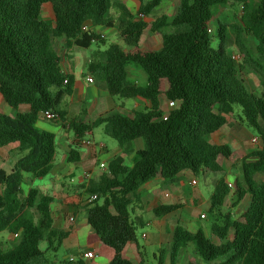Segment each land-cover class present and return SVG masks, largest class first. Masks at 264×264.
<instances>
[{"label": "trees", "instance_id": "16d2710c", "mask_svg": "<svg viewBox=\"0 0 264 264\" xmlns=\"http://www.w3.org/2000/svg\"><path fill=\"white\" fill-rule=\"evenodd\" d=\"M138 1L137 14L146 17L162 2ZM233 3L241 5L244 29L218 20L214 43L209 32L212 7ZM45 4L51 5V20L43 19ZM87 22L107 28L116 25L128 47L124 51L110 44L104 51H95L88 72L104 82L110 96L143 98L151 107L147 112L107 113L91 123L69 122L75 141L70 144L68 163L80 161L79 143L101 125L122 154L109 161L110 174H101L87 186L78 185V192L62 204L77 206L83 194L96 195L86 203L85 212L102 252L110 255L108 264H134L124 249L129 242H138L140 218L133 217L132 205L140 200V188L157 177L171 183L185 171L203 174L214 180L208 210L213 238L203 228L190 231L176 225L168 252L161 249L155 260L166 264L169 254V264H178L181 252L192 247L198 261L186 264H264V0H179L172 17L162 15L153 22L136 19L119 0H0V94L17 111L15 115L0 112V150L6 147L21 154L10 172L0 165V234L18 237L12 248L0 250V264H46L50 251L57 252L75 237L70 225H54V197L31 187L26 178H44L52 171L56 135L37 123L45 111L64 120L60 106L74 89L72 77L60 67L57 40L63 39L67 49L105 43L96 33L82 29ZM229 28L237 33L239 63L228 49ZM146 30L162 35L159 50L140 48ZM244 33L253 39L255 50L245 44ZM130 63L145 72L146 86L128 80ZM243 72L258 79L259 96L248 89ZM161 98L176 106L163 110ZM21 106L28 111L20 112ZM235 115L237 121L231 124L230 117ZM229 125L253 131L261 147L234 150L228 144L209 141ZM138 139L144 147L131 159L129 147ZM228 172L233 175L232 183L227 181ZM230 196L233 208L250 198L237 217L230 209L223 210ZM181 208L179 203H160L152 212L161 218ZM67 263L85 264L83 260Z\"/></svg>", "mask_w": 264, "mask_h": 264}, {"label": "rangeland", "instance_id": "374dc122", "mask_svg": "<svg viewBox=\"0 0 264 264\" xmlns=\"http://www.w3.org/2000/svg\"><path fill=\"white\" fill-rule=\"evenodd\" d=\"M130 7L133 6L137 0H123ZM148 1V0H145ZM179 0H162L159 7L153 10V12L149 15V19L158 18L164 14L171 16L174 13L175 7ZM257 1V0H255ZM212 12L214 14V18L211 23L212 28V37L213 42L216 43V39L214 38V33L217 30L218 24L217 21H221L225 24L229 25H237L241 30L244 29V23L242 20V8L238 3H233L222 7L220 5L212 7ZM43 19L49 20L53 18L52 9L50 4H45L43 6L42 12ZM171 30V28H170ZM148 31V30H147ZM168 31V30H167ZM229 35L231 37V41L228 43V49L230 54L232 55L234 61L236 63L240 62V58L238 55V48L236 46L237 42V33L229 28ZM245 44L252 50H255V43L253 39L247 34H243ZM119 44L122 47L125 46L124 43L120 40V38L115 37L113 35H109L106 39V42L103 44L101 42H94L90 49L87 50H78L79 55L82 57L84 54L87 56H91L94 51L101 50L104 51L110 44ZM127 47V46H126ZM143 50H151L145 45L140 46ZM129 68L136 67L142 73L144 71L140 66L134 63H130L128 65ZM242 78L245 80L246 86L249 90H257L259 86L258 79L254 74L242 73ZM256 95L258 93L254 92ZM100 97L106 95L103 91H100ZM116 102L125 101L122 98L114 97ZM89 104V103H88ZM87 103L85 106L90 109ZM24 108L27 106H23ZM126 108L131 109L130 102H126ZM235 111L240 113V108L238 106L235 107ZM0 112L5 114H15V110L8 106L6 102L3 100L0 94ZM141 112H147L142 110ZM118 113V112H117ZM95 119V114L88 117V120L92 121ZM237 121V116L230 117V123L233 124ZM223 133V134H222ZM253 135L255 133L249 129L235 130L230 125L226 126L220 132L213 134L209 137V141L211 143H228L233 148L238 147H251L252 149L261 147V141L258 144H255L252 141ZM59 134L56 137V141H58ZM70 138H73V133H70ZM86 140H88L92 144H106L108 146V150L110 154H113L119 145L117 141L107 136L104 133V126H98L94 128L91 132H88L86 135ZM60 141V140H59ZM141 143H144L142 139L139 140ZM62 142L60 141V144ZM80 146V145H79ZM83 155L88 154V147L82 146L79 149ZM99 151V150H98ZM62 151L58 149L57 154L55 156L54 165L58 164L61 161ZM99 160L91 161L87 165L83 163H67L66 167L70 171L66 177L58 176L53 171L44 178H35L32 179L29 184L31 187L39 188L41 191H46V194L57 197L58 200L63 198L66 194L69 195L73 192V186L79 184L80 180L85 175V170L88 167L93 168V172L98 173L100 171L99 164L101 161L105 160L106 157L101 153L98 155ZM21 157V154L18 152H12L8 148H2L0 151V165L7 171L10 172L15 162L18 158ZM227 170L229 171L230 165L226 164ZM101 176V175H100ZM196 180V184L192 183ZM214 181V180H213ZM212 179H206L203 174H199L194 176L190 172L182 173L177 180L174 182H163L161 178L157 177L153 181L143 185L140 190V200H137L132 205L134 208V213L139 214V217L142 218V225L137 224V240L141 246H146L147 252L144 257L145 264H158V260H155L153 254H156L159 258V254L161 253V249H166L168 252L169 243H164L162 245H157L153 243V237L157 233V230L161 227L165 233L166 230L170 232L176 225H181L187 230L194 231L200 226L206 232V234L212 237L211 234V225L213 222V218L209 215L208 209L211 206V196L214 193V185ZM227 181L232 183L233 175L228 172ZM55 182V183H54ZM27 186L23 185V190L26 191ZM66 193V194H65ZM89 195L85 193V196ZM179 203L182 205V208L176 213L166 216L160 225L161 219L156 217L152 213V208L159 203ZM233 196H230L227 199L226 207L223 209H230L233 212V216L237 217L241 214L244 205L246 203L241 204L238 207H232ZM60 203V202H59ZM140 206H142L140 208ZM65 209H68L65 207ZM36 219L38 217L37 213L33 211ZM202 214H205V217H202ZM83 214H80V219H82ZM143 233L150 235L148 239L142 236ZM0 236V250H8L12 248L15 243L18 242V237L11 235L7 232L1 233ZM72 246H75L78 243V240L72 241ZM149 243V244H148ZM41 246L43 248L46 247V243H42ZM69 254H71V249L68 246H63L57 252L50 251L47 256L49 259L57 260L55 264H68L67 260L69 258ZM165 263L169 264V254L165 256ZM198 261L197 256L195 255L193 248L189 247L181 252L178 264H186L188 262L195 263Z\"/></svg>", "mask_w": 264, "mask_h": 264}, {"label": "crops", "instance_id": "0c3cea01", "mask_svg": "<svg viewBox=\"0 0 264 264\" xmlns=\"http://www.w3.org/2000/svg\"><path fill=\"white\" fill-rule=\"evenodd\" d=\"M119 1L125 2L123 0H119ZM125 4H126V2H125ZM126 5L129 8V10L135 15V18L138 19L137 12H138V9L140 7V2L137 0V2L134 3L132 7H130L128 4H126ZM175 11H176V7L174 10V13L170 17H172L175 14ZM112 14L115 15V12L113 11ZM164 15H167V14H164ZM167 16H169V15H167ZM155 19H149V16L144 18V20L147 22H153ZM49 20H51V19H49ZM89 28L92 30V32L96 33L99 36H102V39H104L105 42H106V39L108 38L109 35H113L115 37L120 38L116 25H114L111 28H107L105 26H92L91 24H89ZM120 40L122 41L121 38H120ZM101 43H103V42H101ZM64 44H65V42L63 39L57 40L56 45H57V54L60 58V67H61L62 72L64 74L72 77L73 87H74L72 95L65 97L62 100V103L60 106V111L64 115V120H62L60 118L52 119L48 116L42 115V118L37 123V126L40 129L51 131L56 135V137L59 134L58 141H56L57 151H58V149H60L62 151V156H61V161H59L58 164L54 165L52 171L55 174H57L58 176H62V177H66L68 174H70V171L66 167V165L68 163L67 158H68V153L70 150V144L75 141L74 137L70 138V133L72 131L69 129V122L71 120H79V121H82L84 123H91V122H94L99 116L105 115L107 113H117V112L118 113H128L130 111L141 112L142 110L149 111L150 107H151L150 103L143 98H129V99H124L125 101L116 102V99L109 95L103 81H101V80H99L93 76L94 82H92V83L88 82V80H87L88 76L92 75L88 72V65H89L90 61L92 60V56H93V53L95 51L92 53L91 56H87L86 54H84L81 57L78 53L79 52L78 50H87V49H82V48H78V47H71V48L67 49L64 47ZM141 45H145L149 49L157 51L162 47V35L159 33H153L150 30H148V31L146 30L142 35L140 46ZM119 46L122 47L121 45H119ZM122 49L124 51H127L128 47H126V45H125L122 47ZM99 51H101V50H99ZM127 72H128V80L130 82H133V83L140 85V86H146L148 84V80H147V76H146L145 72L142 73L138 68H136V67L129 68L128 66H127ZM101 90L106 95L100 97L99 93ZM252 91L258 93L257 95L259 96L262 92V88L259 85L257 90H252ZM126 102H130L132 110L126 108ZM86 103L87 104L89 103L88 105H89L90 109H88V107L85 106ZM161 108L165 111L169 109V102L163 98H161ZM19 111L20 112H27L28 107L24 108L23 106H21L19 108ZM15 112H17V111L15 110ZM15 114H10V115H15ZM94 114H95V119L92 121L88 120V117L91 115H94ZM242 129H246V128H242ZM242 129H240V130H242ZM253 137H256V136L253 135ZM59 140L62 142L61 144H60ZM139 140L140 139L134 141L132 143V145L129 147V149L131 150V154H130L131 159L135 156L136 151H138L144 147V143H141ZM85 141H88V140H86V137H85ZM218 144H228V143H218ZM79 145H80L79 149L82 146L88 147V154H86V155H83L82 152L79 150L80 161L78 163H83L85 165H87L91 161L97 162L99 160L98 155L100 153L102 155H104V157H106L105 160L101 161L100 163L104 162L107 165L112 158L117 157L120 154H122V149L120 147L117 148L113 154H110V152L108 150V146L106 144H101V145H103V147H101V145H98L95 143L94 144L91 143L90 145H87L84 143H79ZM228 145H230V144H228ZM240 148H243L247 151H253V150L258 149V148L252 149L251 147H246V148L245 147H238V148H233V149L237 150ZM57 151H56V154H57ZM93 168L88 167L85 170V174L88 172L91 173V175H92L91 180L88 182L82 183L81 182V180L83 179L82 178L80 180L79 184L73 186V188H72L73 192L70 193L69 195H67L65 193L66 195L63 198H61L60 200H58L57 197L50 195V196L54 197V199H55V201L51 204V212H52V216L54 219V225L57 228H60L64 224H66V225H70L72 227V229L75 231V237L70 239V240H67L63 244V246H68L69 249H71V254H69V258L71 256H78L83 252L92 251L94 253L95 257L93 259H90V260H85L84 261L85 264H108L109 260H110V255L108 253L105 254L102 252L101 247H100V243H99V239L87 221L86 212H85V205H86V203L89 202L88 200L91 196L90 195L85 196V194H83L82 200L79 202V204L77 206L62 204L63 199H65L68 196L74 195L75 193L78 192V189H77L78 185H86L87 186L90 182H93L94 180H98L100 175L103 174L101 171H99L98 173L93 172ZM185 172H189V171H185ZM185 172H183V173H185ZM26 181L31 182V179L29 177H27ZM41 192L45 195H49V194L45 193L46 191H41ZM249 202H250V198H247L245 201H243L241 203V204L246 203V205H244V207H243L242 212L248 207ZM163 204H172V202L171 203H163ZM156 206H154L152 208V211ZM65 207H67L68 209H65ZM141 207L142 206H140V208ZM81 213L83 214L82 219H80ZM172 214H174V213H172ZM172 214H169V215H172ZM169 215H167V216H169ZM133 217L140 218V224H144L142 218L139 217V214L134 213ZM70 218H73L74 220L70 221ZM164 218H166V216L160 218L161 219L160 225H161L162 221L164 220ZM198 228H201V227L198 226ZM173 229H171L170 232L168 230H166L167 233H165L164 230H162L160 227L157 230V233L153 237V240H152L153 243H155L157 245H162L164 243L170 244V242L172 240ZM1 235L2 234H0V236ZM149 237H150V235L146 234L145 238L148 239ZM76 240H78V243L75 246H72L71 242L76 241ZM213 240H214V242H218L216 239H213ZM140 252L145 257L146 252H147V248H146V246H141L138 242L137 243L136 242H129L124 249L125 257L127 259L131 260L134 264H141L142 258H141ZM154 255L155 254H153V257H154ZM47 258H48V256H47ZM69 258L67 261H69ZM56 262H57V260H52V259L48 258V263H46V264H55Z\"/></svg>", "mask_w": 264, "mask_h": 264}, {"label": "built area", "instance_id": "2783aa9c", "mask_svg": "<svg viewBox=\"0 0 264 264\" xmlns=\"http://www.w3.org/2000/svg\"><path fill=\"white\" fill-rule=\"evenodd\" d=\"M145 17H146V16H144L142 13H139V14H138V19H144ZM89 24H90V23H88V22L85 23V24L83 25L82 29H83L84 31L90 33V32H92V30L89 28ZM209 32H210V34L212 35V28L209 29ZM100 37L102 38V36H100ZM87 80H88V82H90V83L94 82V79H93V76H92V75H89L88 78H87ZM67 82H68V81H67V79H66L64 83H67ZM169 106H170V107H174V106H176V104H175L174 101H169ZM43 115L48 116V117H50V118H52V119H57V118H58L55 114H53L52 112H49V111H45V112L43 113ZM164 119H167V117L165 116ZM252 141H253L255 144H257V143L259 142V139H258L257 137H253ZM80 143H84V144H87V145H90V144H91L89 141H85V140H83V141L80 142ZM101 147H103V145H101ZM99 169H100V171H101L102 173H108V174H110V172H109V170H108V165H107L106 163H104V162H102V163L99 164ZM91 177H92L91 173L88 172V173H86V174L84 175V177H83V179L81 180V182H82V183H84V182H88V181L91 180ZM192 183L196 184V181L194 180ZM96 198H97V196H96V195H93V196L90 197V199H89L88 201L91 202V201L95 200ZM202 217L204 218L205 215L202 214ZM73 220H74L73 218H70V221H73ZM142 236L145 238V237H146V234L143 233ZM94 257H95V255H94V253H93L92 251H87V252H83V253H81V254L78 255V256H71V257L69 258V262L76 263V262L79 261V260H83V261H85V260L93 259Z\"/></svg>", "mask_w": 264, "mask_h": 264}]
</instances>
